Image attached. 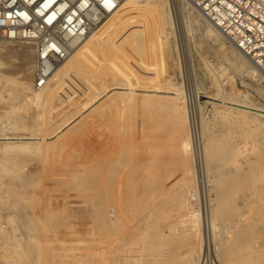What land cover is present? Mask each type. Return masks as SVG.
I'll list each match as a JSON object with an SVG mask.
<instances>
[{
    "label": "bare ground",
    "instance_id": "obj_1",
    "mask_svg": "<svg viewBox=\"0 0 264 264\" xmlns=\"http://www.w3.org/2000/svg\"><path fill=\"white\" fill-rule=\"evenodd\" d=\"M178 2L181 6L186 2V7L188 4V8L192 7L206 20V30L210 35L226 38L231 47L228 55L230 63L234 68L237 67L243 73L254 77L261 85L264 81V70L243 53L190 0ZM167 4L168 0H123L84 40L74 44L70 55L57 65L49 82L40 87L36 94L27 91L30 88H18L13 103L16 105L22 99L25 101L15 107V112L22 113L32 124H25V127L30 126L32 131L37 128L36 131L28 133L29 135H18L6 129L4 131V127L11 125L10 121L9 124L5 122L7 126H1L4 113H7L3 111L7 101L2 97V91L7 85H3L5 83L1 81L0 208L6 209L16 203V206L19 205V211L13 206L8 212L20 218L40 215L47 218L67 216L70 213L68 209L48 207L38 211L36 215V211L29 209L31 203L28 198L34 193L36 185L40 184V178L47 177L49 180L65 184L73 183L80 205V209H74V212L85 219L84 246L89 252L83 260H76L74 264L198 262L201 249L196 251L193 248V237L196 236L199 226L200 209L192 202L197 194L196 187L191 188L193 175H188L193 147L185 112L178 104V100L182 99L177 96L178 92L173 90L174 87L168 78V81L166 79L157 82L149 79L143 82L135 73L125 70L122 72L120 69L118 72L109 73L107 67L102 65V61L106 59H112L115 63L135 60L141 40L151 42L161 33L169 39L172 29L168 27L170 15ZM168 28L170 31H167ZM152 29L154 34L150 33ZM80 60L91 61V68L96 69L97 74L91 75L70 68L65 70L61 65L66 61L74 65ZM153 62L150 61L152 64ZM25 68L28 71L31 66L26 65ZM0 71L3 72L1 68ZM64 75L70 78L69 83L80 86L78 97H69L64 92V88L69 87V83L63 79ZM259 88L260 93L264 95V86ZM208 97L215 99L213 96ZM26 98L30 104L28 103L26 111H21V108L26 107ZM240 106L249 107L245 104ZM154 108L160 110L157 112L156 109L154 112ZM249 108L257 111L254 114H257L260 120L261 117L264 118L263 107ZM142 113L144 115H141ZM15 126L10 127L15 129ZM8 129L10 131V128ZM202 129H205L203 122ZM40 130H43L44 134H41ZM80 139H85V144L81 143L84 150L71 149L72 151L65 153L66 149L74 146V142ZM214 141V138L209 136L207 143L203 145L206 166L209 168L218 164L215 162L216 158L224 161V156L217 153ZM44 153L52 155V159L48 158L42 162L43 170L26 171L27 159L31 157L33 160L37 155ZM25 154L28 157L21 158V155ZM66 155L71 158L61 162L59 157ZM177 167L185 175L182 177L179 172L178 175L184 178L180 184H177L176 176L172 174H176ZM229 179L228 185L219 189L216 206L209 211L210 214L207 213V228L215 235L218 228L217 216L228 217L230 223L228 222L227 231L231 236L225 252L228 257L226 264H264V244H261V238L264 239L261 235L264 224L255 223L252 217H263L264 210L260 202L253 204L251 198L255 194H252V197L247 194L255 189L253 187L256 182L242 165L236 166ZM221 180L222 178L217 176L214 181L220 185ZM47 185L41 182L39 186L41 190L46 191ZM262 191L264 192V188H257L256 195ZM242 198L244 202H241ZM251 202L257 207L256 210L253 209L254 213L249 209L252 208ZM214 235L209 234L210 244H215ZM123 238L127 239L125 243L122 242ZM254 239L257 248L252 253L249 248H252ZM145 240L147 247L143 245ZM183 245L192 248L191 251L188 250L191 253L187 254L186 249L184 251L187 255L181 256L183 252H179V249ZM42 252L44 254V251ZM32 258L34 260L35 256Z\"/></svg>",
    "mask_w": 264,
    "mask_h": 264
},
{
    "label": "rangeland",
    "instance_id": "obj_2",
    "mask_svg": "<svg viewBox=\"0 0 264 264\" xmlns=\"http://www.w3.org/2000/svg\"><path fill=\"white\" fill-rule=\"evenodd\" d=\"M185 4L186 2H183V6H181L178 0H168L167 7L170 15L168 27L172 29V34L169 39H166L165 34L161 33L158 38L155 37L156 39L151 40V42L141 40L135 60L115 63L112 59H106L107 61H102V65L104 64L103 66L107 67L109 73L118 72L120 70L122 72L125 70V72L135 73L143 82L149 81V79L157 80V82L166 80L167 78L171 80L172 86L174 87L173 90H176L178 92L177 96L182 99L178 100V104L185 112L184 115L187 118V126L192 138L193 151L189 163L191 169L188 175H193V184L191 188L195 186L197 190V194H195L196 196L194 195V200H192V202L195 207L198 206L200 209L199 226L196 229V236L193 237V240L195 239L194 243H196L195 245L193 243V248L196 251L198 249V251H200L201 249L197 264H226L228 262V257L225 252L229 246V239L231 236L227 231V227L230 223V221H228L229 218L217 216L216 222L218 228L214 235L212 230H208L207 228L208 214H210L209 211L211 212V209H214L216 206L219 189L228 185L230 182L229 176L235 171L237 165H242V167L246 171L248 170L251 176H253L256 182L253 187L255 189L252 190L253 192L248 191L247 194L250 197H252V194H255L253 197L254 199L251 198L252 202H254L253 204L260 202L264 210V192L262 191L256 195L257 188H261V190L264 188V118L261 117L262 120H260L258 115L254 114V112L257 111L249 108H264V95L259 91V87L264 86V81L259 85V83L254 80V77L247 73H243L237 67L234 68L228 56L231 52V47L230 43L226 41L227 39L223 36L216 38L210 35L206 30V20L192 7L188 8V4L187 7ZM170 28H168L167 31H170ZM153 30L154 29L150 30V33L154 34L155 32ZM0 51L2 52H0L2 56H0V63L4 61L2 65L0 64V68L4 74L3 75L0 71L2 75V78L0 77V84L4 82L5 84L3 85H7L8 88L5 87L6 89L4 88L5 90L2 91V97L7 101V107L5 106L3 111L5 110L7 113H4L1 126H7L10 121L11 125L7 126L10 128V131L7 127H4V131H12L18 135H20V133L21 135L24 133V135H29L28 133L36 131L37 128L32 131L30 126L25 127V124L27 125L29 122L22 113L19 114V112H15L16 106H19V104H22L25 100L22 99L16 105L13 102H15L14 97L15 93L18 92V88L23 90L26 87L30 88L27 91H31L32 94L33 92L36 94V91L40 89L34 85V48L30 44L24 42L0 38ZM150 61H154L153 64L150 63ZM79 62L76 63L77 65H73L68 64L66 61L61 65H63L65 70L70 68L85 71L91 75L97 74V70L91 68V61L80 60ZM81 63L82 65H80ZM149 64H151L152 67H150ZM26 65H30L31 69L27 71L25 68ZM5 69L7 70L6 72ZM150 73L154 75L152 76ZM63 77L64 81L69 83L70 78L68 75H64ZM73 85L75 84L70 82L67 85L69 87L64 88V92L67 93V96H73L75 98L78 97L80 86L75 85V87ZM208 95L215 97V99L209 98ZM27 99L28 98H26L27 104L24 105L26 107L21 108V111L27 110V105L28 103L30 104ZM30 100H32V98ZM242 104L249 105V107H241L240 105ZM156 109L154 108L153 111L155 112ZM159 110L160 109H157V112ZM141 115L144 114L142 113ZM5 122H8V124ZM202 122L205 125L204 130L202 129ZM19 124L21 126H19ZM23 124L24 126H22ZM28 125L32 124L29 123ZM10 126H13V128L15 126V129ZM41 134H44L43 130ZM209 136H212L215 140L214 143L218 149L217 153H221L224 156V161L220 160V158H216L215 162L217 161L218 164L211 168L206 166L203 151V145L207 143ZM74 143L76 144L72 146L73 148L69 147L70 149H66L65 153L72 151L71 149H73V151L77 149L84 150L82 144H85V139L77 140ZM26 157H28L26 154L24 156L21 155V158ZM34 157L35 156H32V158ZM62 157L63 156L59 157L61 162H65L71 158L67 155ZM48 158L52 159V155H47L46 153L40 154L33 159L34 161L31 157L28 158V164H26L25 167L26 171L28 169L33 172L42 171L44 166L42 162H44L45 159L48 160ZM219 161H221V163ZM178 169L179 167L176 169V174L178 175L180 172L182 177L185 176L184 172L182 171L183 173H181L180 169ZM172 174L176 176L177 184L184 181V178L180 175L177 177L175 173ZM217 176L222 178V184L220 185H217L214 181ZM41 182L43 184H48L46 191L41 190L42 188L39 186ZM40 184H37L34 188V193L29 195L28 199L29 203H31L29 209L31 211H36V215H38V211L47 209V207L52 209L61 208L60 210L68 209L70 213L67 214V216L69 217L65 215L66 217L56 216L47 218V216L40 215L37 217L35 216L36 219L34 216L30 218H20L18 215H13L11 212H8L13 206L15 210L19 211V205L16 206V203L6 208L7 210L5 208H0V212L2 213L0 214V264H74L76 260H83L85 254L88 255L89 252L84 246L86 244L85 219L81 215H78L77 212H74V209H80V205L76 198L78 194L75 191L73 183L66 182L67 186L65 182L53 181L47 179V177H43L40 178ZM38 187L40 188L38 189ZM70 188L73 190H70ZM243 199L244 198H242L241 202H244ZM252 202V208L249 209L254 213L255 211L253 209L256 210L257 207H255ZM74 206L75 208H73ZM8 213L9 215L7 216ZM252 217L254 222L256 221L255 223L264 224V216L255 217V215H253ZM43 222L45 224H43ZM47 230L49 232H47ZM209 234L211 236L213 234L215 240L218 242L215 241V244H210L208 241ZM261 235L264 237V229ZM261 240V244H264V239L261 238ZM126 241L127 239L123 238L122 242L125 243ZM252 242V248H249L250 250L252 249L250 252H254L255 248H257L256 240L254 239ZM143 245L145 247L148 246L146 240L143 242ZM33 247H35L36 250ZM186 247L187 246L184 245L180 247L179 252L184 253H182L181 256L191 253L189 251H191L192 248ZM42 251H44V254ZM77 255L81 256L77 257ZM34 256L35 258L33 260L32 257Z\"/></svg>",
    "mask_w": 264,
    "mask_h": 264
},
{
    "label": "built area",
    "instance_id": "obj_3",
    "mask_svg": "<svg viewBox=\"0 0 264 264\" xmlns=\"http://www.w3.org/2000/svg\"><path fill=\"white\" fill-rule=\"evenodd\" d=\"M123 0H0V38L34 48V85H46L74 44ZM264 70V0H190Z\"/></svg>",
    "mask_w": 264,
    "mask_h": 264
}]
</instances>
